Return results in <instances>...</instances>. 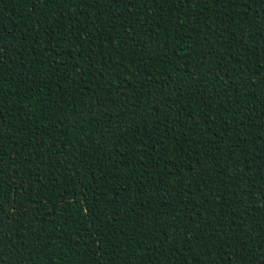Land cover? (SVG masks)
<instances>
[{"label":"trees","instance_id":"trees-1","mask_svg":"<svg viewBox=\"0 0 264 264\" xmlns=\"http://www.w3.org/2000/svg\"><path fill=\"white\" fill-rule=\"evenodd\" d=\"M0 193V264H260L264 0H0Z\"/></svg>","mask_w":264,"mask_h":264},{"label":"snow or ice","instance_id":"snow-or-ice-1","mask_svg":"<svg viewBox=\"0 0 264 264\" xmlns=\"http://www.w3.org/2000/svg\"><path fill=\"white\" fill-rule=\"evenodd\" d=\"M45 2H47V0H45ZM88 0H81V3H87ZM113 4L115 5L116 3H119L120 0H112ZM156 3H167L169 2V0H155ZM173 2H176L180 5L184 4V3H189V4H195V3H199V2H202V0H173ZM217 2H221V0H217ZM234 0H223V3L224 4H231L233 3ZM244 3H247V0H243ZM92 3L93 4H98L99 3V0H92ZM129 3H134V0H129ZM144 5H147V0H144ZM179 18V17H178ZM69 27H71V25H69ZM74 35V33H72ZM165 40L167 39V37L164 38ZM155 147V145H154ZM166 151V149H165ZM101 179H103V177H101ZM4 183H7V181H4ZM251 195V194H249ZM3 200V194L0 193V201ZM3 210V203L0 202V211ZM173 211H176L175 209H173ZM261 246L264 247V241L261 242ZM245 252H248V253H252L253 255L255 254L254 253V249L252 247H246L244 249ZM0 256H2V252H0ZM260 264H264V255L261 256V259H260Z\"/></svg>","mask_w":264,"mask_h":264}]
</instances>
